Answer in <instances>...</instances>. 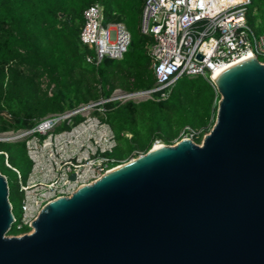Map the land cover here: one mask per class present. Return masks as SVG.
Wrapping results in <instances>:
<instances>
[{
	"label": "water",
	"instance_id": "95a60500",
	"mask_svg": "<svg viewBox=\"0 0 264 264\" xmlns=\"http://www.w3.org/2000/svg\"><path fill=\"white\" fill-rule=\"evenodd\" d=\"M214 83L201 144L153 146L46 204L32 233L9 235L0 171V264H264V65L253 57Z\"/></svg>",
	"mask_w": 264,
	"mask_h": 264
},
{
	"label": "trees",
	"instance_id": "16d2710c",
	"mask_svg": "<svg viewBox=\"0 0 264 264\" xmlns=\"http://www.w3.org/2000/svg\"><path fill=\"white\" fill-rule=\"evenodd\" d=\"M104 23H124L131 34L122 59L87 61L94 51L80 40L84 11L94 3ZM145 0H0V133L26 129L50 113L107 99L117 88L146 90L156 85L151 36L141 32ZM248 20L256 34L264 32V0H251ZM216 86L203 76L181 77L166 99L106 102L95 111L114 132L116 146L106 153L115 167L150 151L173 145L187 128L201 143L216 120ZM83 119L74 116V124ZM69 128L63 124L58 129ZM26 141H0V171L6 176L16 217L10 235L20 230L21 183L32 170Z\"/></svg>",
	"mask_w": 264,
	"mask_h": 264
},
{
	"label": "built area",
	"instance_id": "2783aa9c",
	"mask_svg": "<svg viewBox=\"0 0 264 264\" xmlns=\"http://www.w3.org/2000/svg\"><path fill=\"white\" fill-rule=\"evenodd\" d=\"M250 3L251 0H145L141 32L153 39L148 50L157 78L154 87L136 91L117 88L107 99L50 113L30 128L0 133V141L25 140L33 162L28 179L21 183L22 213L17 223L18 229L29 230L14 236L31 233L33 222L46 204L71 196L114 168L106 155L117 144L114 132L94 113L97 110L105 114L106 102L166 99L184 76H203L216 86L215 71L246 55H253L264 65V32L256 34L249 23ZM84 20L80 40L94 51L87 55V61L99 64L105 57H124L131 44V34L124 23L105 24L103 7L98 2L84 11ZM77 115L83 119L74 124ZM63 124L69 128L58 129ZM197 134L187 127L180 140L195 142Z\"/></svg>",
	"mask_w": 264,
	"mask_h": 264
},
{
	"label": "bare ground",
	"instance_id": "6f19581e",
	"mask_svg": "<svg viewBox=\"0 0 264 264\" xmlns=\"http://www.w3.org/2000/svg\"><path fill=\"white\" fill-rule=\"evenodd\" d=\"M251 58H253V55H246V56H244V57H242V58H240V59L234 60L233 62L224 65L223 67H221V68H219V69H217V70L215 71L214 78L216 79V78L219 77L222 73H224L226 70H228V69H230L231 67H233V66H235V65H237V64H239V63H242V62H244V61H246V60H248V59H251ZM182 140H187V139H182ZM175 145H176V143H175L173 146H175ZM161 147H163V146H162V145H156V146L154 147L153 150L160 149ZM118 167H120V166H118ZM118 167L115 166V167H114L112 170H110L109 172L114 171V170L117 169ZM31 233H32V232H31Z\"/></svg>",
	"mask_w": 264,
	"mask_h": 264
},
{
	"label": "rangeland",
	"instance_id": "374dc122",
	"mask_svg": "<svg viewBox=\"0 0 264 264\" xmlns=\"http://www.w3.org/2000/svg\"><path fill=\"white\" fill-rule=\"evenodd\" d=\"M201 143H202V142H201ZM201 143H200V144H201ZM162 146H163V145H162ZM9 235H10V234H9Z\"/></svg>",
	"mask_w": 264,
	"mask_h": 264
}]
</instances>
